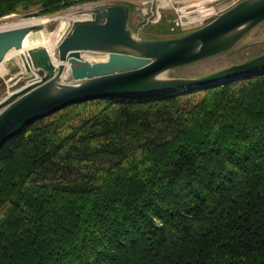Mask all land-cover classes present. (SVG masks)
<instances>
[{"label":"trees","instance_id":"16d2710c","mask_svg":"<svg viewBox=\"0 0 264 264\" xmlns=\"http://www.w3.org/2000/svg\"><path fill=\"white\" fill-rule=\"evenodd\" d=\"M197 91L71 103L6 138L0 264H264V68Z\"/></svg>","mask_w":264,"mask_h":264},{"label":"water","instance_id":"95a60500","mask_svg":"<svg viewBox=\"0 0 264 264\" xmlns=\"http://www.w3.org/2000/svg\"><path fill=\"white\" fill-rule=\"evenodd\" d=\"M128 7L104 3L89 18L73 20L56 48L57 62L44 46L17 50L24 35L41 24L0 29V62L6 68V94L0 99V145L25 124L71 103L118 95L182 88L184 92L210 88L259 73L264 52L190 78L152 77L166 69L231 48L248 29L264 19V0H239L206 23L173 37L136 38L127 26ZM104 51V60L90 62L83 51ZM54 59V58H53ZM68 70L70 82L60 81Z\"/></svg>","mask_w":264,"mask_h":264},{"label":"rangeland","instance_id":"374dc122","mask_svg":"<svg viewBox=\"0 0 264 264\" xmlns=\"http://www.w3.org/2000/svg\"><path fill=\"white\" fill-rule=\"evenodd\" d=\"M238 1L239 0H209L202 6H198L201 4H190L186 6L177 0L176 2H174V0H72L70 5L49 14L33 15L31 11H16L14 13L2 15L0 16V29L17 26L12 24L22 18L48 16L52 19L55 16L67 13L72 8L91 3H96L98 5L104 3H122L128 7L127 26L134 37H173L199 27ZM179 16H182L183 20H187L188 18L194 19L182 29L175 28L173 31L170 30L173 20L177 19ZM56 22V20L46 22L44 29L51 30ZM33 29L35 30L36 28H32V30ZM9 52H13V49H10ZM263 52L264 19L241 35L231 48L191 63L166 69L162 71V75L165 78L197 77L230 64L242 62ZM82 55L84 59L90 62L104 60L106 58V52L104 51L92 50L86 53L83 52ZM52 56L54 59H57L56 48L52 50ZM7 78L8 73L5 68L0 74V99L7 92ZM63 82L66 83L70 81L66 79ZM196 92L199 91L196 90Z\"/></svg>","mask_w":264,"mask_h":264},{"label":"bare ground","instance_id":"6f19581e","mask_svg":"<svg viewBox=\"0 0 264 264\" xmlns=\"http://www.w3.org/2000/svg\"><path fill=\"white\" fill-rule=\"evenodd\" d=\"M99 5L96 3H91L87 4L84 6H78L75 8H72L69 10L67 13L58 15L53 17L52 19L49 18L48 16H33V17H28V18H22L16 23H13L12 25H23V24H36L39 23L41 24L40 28H36L35 30L30 29L22 38L21 41V46L19 49L14 50L13 52H9L10 50L7 51V53L4 56V59L7 58L8 56L16 53V52H23L25 55V51L28 48L34 47V46H44L49 54L52 56V50L55 48L58 40L60 39L62 33L65 31V29L70 25V23L73 20L77 19H85L89 18L90 12L98 9ZM194 19V18H193ZM50 20H56L57 22L53 26L51 30H46L44 29V25L46 22ZM50 27V26H49ZM87 52V51H83ZM82 52V53H83ZM81 53V58L84 59ZM53 62H57L56 59H53ZM87 60V59H86ZM94 61V60H93ZM5 70V67L3 66L2 61L0 62V74ZM69 76L68 70H64V72L61 74L60 79H66ZM155 80H161V79H166L162 75V71L159 73L155 74L153 77Z\"/></svg>","mask_w":264,"mask_h":264},{"label":"built area","instance_id":"2783aa9c","mask_svg":"<svg viewBox=\"0 0 264 264\" xmlns=\"http://www.w3.org/2000/svg\"><path fill=\"white\" fill-rule=\"evenodd\" d=\"M198 18V17H197ZM193 18H188L187 20H183L182 16H179L177 19L173 20L172 26L170 30H174L175 28H184L188 23H191Z\"/></svg>","mask_w":264,"mask_h":264},{"label":"crops","instance_id":"0c3cea01","mask_svg":"<svg viewBox=\"0 0 264 264\" xmlns=\"http://www.w3.org/2000/svg\"><path fill=\"white\" fill-rule=\"evenodd\" d=\"M178 2H181L183 3L184 5L186 6H189L190 4L191 5H198V4H201V5H198V6H202L204 3H206L207 1L209 0H177ZM194 1V2H192ZM196 1V2H195ZM174 2H176V0H174Z\"/></svg>","mask_w":264,"mask_h":264}]
</instances>
